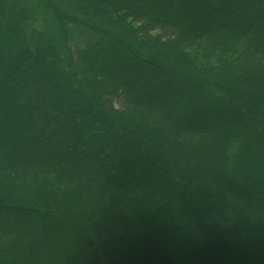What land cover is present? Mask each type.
Listing matches in <instances>:
<instances>
[{
	"label": "trees",
	"instance_id": "obj_1",
	"mask_svg": "<svg viewBox=\"0 0 264 264\" xmlns=\"http://www.w3.org/2000/svg\"><path fill=\"white\" fill-rule=\"evenodd\" d=\"M162 1L185 16L164 17L156 9ZM246 5L0 0V62L7 67H0V264H264V196L248 191L253 184L264 190V147L241 148L234 139L240 133L264 146V120L250 116L264 107V44L242 32L251 26L243 11L254 25L264 20V4ZM197 49L214 63L196 62ZM120 50L150 74L119 65ZM43 55L52 59L40 64ZM57 74L65 75L62 82ZM175 75L192 91L174 83ZM22 77L30 90L43 89L31 103L15 85ZM131 81L150 94L171 91L174 100L140 102ZM53 89L81 95L90 107L81 100L72 107ZM50 102L46 123L54 139L45 141V156L60 152L59 160L34 152L20 158L19 151L45 140L37 106ZM226 105L249 109L241 118L199 124L204 112ZM180 106L191 113L187 121ZM231 162L243 172L235 194V172H226ZM245 164L260 168L253 174ZM133 193L140 195L135 204ZM255 222L259 241L250 237Z\"/></svg>",
	"mask_w": 264,
	"mask_h": 264
},
{
	"label": "rangeland",
	"instance_id": "obj_2",
	"mask_svg": "<svg viewBox=\"0 0 264 264\" xmlns=\"http://www.w3.org/2000/svg\"><path fill=\"white\" fill-rule=\"evenodd\" d=\"M244 1H246V4L248 5V7H251V8H255V6L257 7H259V6H261L262 8H263V4H264V0H244ZM258 1H259V3H258ZM260 2H262L263 4L262 5H260ZM151 5V3H149V5L147 6V7H149ZM164 5H167V9H165L163 6ZM246 5V6H247ZM179 9H178V8ZM171 6V4H168V2H164V1H162V2H160L159 4H157V7H156V9H158V10H161L162 11V14H163V16L164 17H167V16H169V14L170 13H173V12H178L179 14H182V16H185V14H183V13H185L186 11H182V8H180V6ZM164 9V10H163ZM187 14V13H186ZM233 15L231 14V18L232 19H234L233 17H232ZM190 16H188L187 18H189ZM242 17H245V18H243V20L245 21L244 23H247V24H249V25H251L250 27H248V28H244V29H242V32L243 33H255V36L259 39V41L262 43V44H264V20L263 21H258V22H256V24H254V25H252V21H250L249 20V13L247 12V11H243V16ZM228 20H230V18L228 19ZM230 22H232L231 20L229 21V23ZM226 23H228V22H226ZM202 24V23H201ZM201 26H203V25H201ZM15 37V36H14ZM16 38V37H15ZM107 43L104 41L103 42V45L105 46ZM113 50L115 51V50H117L115 47L113 48ZM114 51L112 52V54L114 53ZM117 53H119V54H121L122 55V58L120 57V60L118 61V64H119V62H120V64L119 65H124V67H126V68H133V69H135L137 72H141L142 74H143V76L144 75H146L145 77H147L148 76V74H150L149 73V70H151V68L149 69L148 67H147V65H144V64H140L141 62L140 61H138V60H136L135 59V57H134V55H130V54H128V53H126V52H122L121 50L120 51H117ZM103 61L104 62H106V63H104L105 64V66H107V65H110L109 63H110V61H111V58H112V55H111V53H108V50L106 51V53H104V55H103ZM192 58L196 61V62H198V63H200V64H202V65H212L213 63H214V61H211V59H205V53L202 51V50H200V49H197V50H195V53H194V55L192 56ZM50 59H52V56H49V55H43V57H41L40 58V60H39V62L38 63H44V62H47L48 60H50ZM117 63V62H116ZM118 64H116V65H118ZM115 65V66H116ZM0 67H3V69H6L7 67H5V64H4V62H0ZM179 72H180V70H178ZM164 72H165V69H163V70H161V73H163L164 74ZM133 76V75H132ZM65 77V75H63V76H59L58 74L57 75H55V78H57V80H59V81H63V78ZM129 80L131 79L129 76H126ZM175 77L176 78H173V81H174V83H176L177 85H180L181 87H187V89L189 90V91H192V89H193V85L191 84V83H188L186 80H185V78L184 77H181V76H178V75H175ZM238 78H241V74H238V76H237ZM38 78V77H37ZM35 79V78H34ZM172 79V78H171ZM128 80V81H129ZM29 79L28 78H25V77H22V78H20L19 80H17L16 82H15V85H16V87H18V88H20L19 90H23L24 91V93L26 94V96H27V100H28V102H30L31 103V101H33V97L35 96V95H37V94H40V92H42V90L40 89L39 90V88H37L36 89V91H33V90H30V88L28 87L27 88V84L29 83ZM234 82H236V80H234ZM130 84L131 85H138V87L140 88V89H142V91L139 89V93L138 94H136L137 95V100H141L140 102H149V103H152V104H159V105H165V104H169V103H172L173 102V100H174V94L170 91H167V90H164L163 92H162V94H160L159 92L158 93H155V94H150V92H149V90L146 92V91H144L143 90V87H141V85L140 84H142V83H140L139 81H136V84H134L132 81L130 82ZM76 87H77V85L76 84H74ZM51 91V90H50ZM49 91V92H50ZM60 90H55V89H53V92H56L57 93V95L58 94H65V95H67L66 96V98H67V102H68V105H70V106H77L78 104H79V101L81 100V101H83L84 102V106L86 105L87 107H90V105H88L87 104V101L85 100V99H81L82 97H81V95L80 96H78V98H74L73 97V95L70 93V94H68L67 92V94L66 93H63V92H59ZM46 92H48L47 90H46ZM188 96V98L190 99L191 98V96H190V93H186V97ZM182 102L183 101H185V97L184 98H181L180 99ZM243 100H245V98H243ZM187 101V100H186ZM248 100H246V102H247ZM86 103V104H85ZM48 104H50V105H48ZM180 104H182V103H180ZM179 104V105H180ZM117 106H119V104H116ZM186 105V107H188L189 105H187V104H185ZM38 107V113H39V117H41V120H42V122L43 123H45L46 125L45 126H47V129H46V133H47V135H46V138H45V140H42L41 141V144L42 145H40V146H37L35 149H30V148H24V149H22L21 151H19V153H18V156L20 157V158H23V157H26V156H28V155H30L31 153H36L39 157H46L49 161H57V160H59V157H60V155L59 154H62V153H60L59 152V154H55V155H50V156H45V151H47V148H46V140L48 139H54V135H53V132H52V130L48 127V123H46V122H48V120H51V119H49V115L47 114V113H49V111H50V108L52 107L51 106V102L50 103H46V104H43V105H38L37 106ZM224 107V106H223ZM180 108L181 109H183L182 111H183V113H182V117H183V119H189V115H191V113H189V112H187V109H185V107L184 106H180ZM248 109H249V106L248 107H246L245 105H243V106H240L239 107V110H237V107L236 106H232V105H230V106H225L224 108H222V109H220L219 107L218 108H216V110H215V112L213 113L212 111H206V112H204L201 116H200V118H201V122L199 123L200 125L201 124H206V125H209V126H212V124H214V122L216 121L215 119L216 118H219L220 116H229L230 114L231 115H238L239 116V118H241V117H244V115H246V114H244V113H246L247 111H248ZM186 111V112H185ZM246 111V112H245ZM251 113V115L250 116H252V117H254V118H257V119H261V120H264V107H262L261 105H257L256 106V109L253 111V113H252V111L250 112ZM253 114V115H252ZM237 116V117H238ZM241 116V117H240ZM187 119H186V121H187ZM118 122V124L119 123H122L123 121L122 120H119V121H117ZM249 126H253V127H258L256 124L257 123H253L252 121L251 122H249ZM200 125H198V126H200ZM227 125V124H226ZM222 126V127H217V131H219V133H222V131H223V128H226L227 126ZM231 125V124H230ZM229 126V125H228ZM259 129V128H258ZM261 130V129H260ZM234 139L236 140V141H238L239 142V144L241 145V148H243L244 147V144H250L251 142H256L257 144L259 143L260 144V146L257 148L256 146L253 148L255 151H257L256 149H258V150H260L261 148H263L264 146H263V144H261L260 142H259V140L258 141H256L255 140V138H254V140H251V139H245L244 137H242L241 135H240V133H237V135H235L234 136ZM157 140L161 143V140L160 139H158L157 138ZM225 140V139H224ZM227 140V139H226ZM43 142V143H42ZM256 144V145H257ZM143 147H145V143L143 144ZM237 162V161H236ZM234 166H235V162H231V163H229V166L227 167V169H226V172H228V173H230V174H233L234 172H235V169H234ZM245 167L247 168V170L249 171V172H251V173H253V174H255V172L257 171V169H255V168H260V165L258 164V166L257 167H251V164H245ZM241 178H243V172H235L234 173V179H235V181H236V183H235V187H233V190H232V192L234 193V191L236 192V189L239 187V186H241ZM246 186V185H245ZM250 186H252V188H250L248 191H250V190H252V191H254V192H256V194H258V195H261V196H264V190H262V186L259 184V185H250ZM176 187L177 186H173V185H170V188L171 189H175L176 190ZM249 187V186H248ZM258 187V188H257ZM255 189V190H254ZM247 190V189H246ZM8 191L7 190H5L4 191V193H7ZM253 192V193H254ZM235 194V193H234ZM255 194V193H254ZM131 198H132V203H136V201H137V198H139V194H131ZM255 196V195H254ZM234 198H235V195H234ZM246 199H247V197L245 196V197H243V198H241V199H238L237 201H235L236 202V205H244L245 204V201H246ZM226 208H227V204H226V206H225ZM250 207L251 208H256V206H255V204L254 203H251L250 202ZM150 209V208H149ZM150 210H152V208L150 209ZM110 214H112V215H117V213L116 212H110ZM254 224H256V222L254 223ZM0 225H1V221H0ZM260 223H258L257 222V224H256V228H255V231H254V233H252L251 234V238H252V240H255V241H259L260 239ZM259 227V228H258ZM14 230V232L15 231H17V229L15 228V229H13Z\"/></svg>",
	"mask_w": 264,
	"mask_h": 264
}]
</instances>
